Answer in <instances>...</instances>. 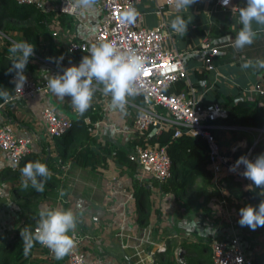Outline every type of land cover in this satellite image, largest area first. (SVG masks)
<instances>
[{
	"label": "crops",
	"instance_id": "0c3cea01",
	"mask_svg": "<svg viewBox=\"0 0 264 264\" xmlns=\"http://www.w3.org/2000/svg\"><path fill=\"white\" fill-rule=\"evenodd\" d=\"M39 1L48 21L39 37V53L30 59L34 68L25 72L43 80L62 73L64 68L78 64L83 56H87L82 52L69 53L66 45L74 39L92 37L101 20V12L94 3L82 9L79 15L71 16L56 10L59 0ZM137 7L142 13L144 26L152 27L158 23L161 15L155 11L154 0H140ZM177 14L189 23L183 36L171 29L175 45L183 53L192 81H197L195 87L203 102L220 100L226 94L256 98L264 93L249 90L253 84H259L264 90V69L241 68L243 58L253 61L264 59V26L254 22L253 28L257 31L254 43L235 51L232 39L240 27L237 23L238 7L224 10L216 8L214 0H197L190 9L177 13L172 4L164 6L163 15L169 26ZM11 35L13 38H7L19 42L20 32L12 31ZM205 42L219 46L213 57L214 70L203 68ZM200 71L204 72V78ZM46 104L69 118L71 127L80 115L74 111L69 98L61 99L51 91L11 99L1 107V118L11 122L16 134L31 138L32 150L17 165H11L0 156V243L16 237V228L27 214L45 208L71 209L77 217L74 230L85 235L81 248L86 253L88 264H156L155 254L165 248L166 241L173 246L176 257L179 252L186 251V246L196 250V246L205 240L232 234L239 236L245 252L252 258V264H264V227L253 231L238 223L239 210L249 204L258 206L261 200L256 197L230 200V209L234 207L238 212L234 215V211L228 209L230 214L227 216L234 218L233 226L228 224L226 214H221L217 206L215 210L205 212L202 196L190 192L176 197L163 192L152 184L151 179L137 175L136 169L128 171L116 160L113 152L106 153L105 164L98 161L95 166H81L68 158L62 160L56 151L55 139L47 133L46 122L41 115ZM86 112L89 114L84 120L91 124L89 131L92 134L89 144L97 153L102 152L104 143L121 148L129 146L127 142L134 136V106L126 104L124 110L115 109L110 96L104 97L95 90L91 107ZM90 113L96 117L91 119ZM228 135V130L220 133L222 138ZM245 139L250 144L252 136L246 135ZM34 161L45 163L52 173L44 187V190H50L44 194L31 185L27 189L21 186L20 168ZM133 174L135 178L146 180L151 191L148 220L138 214ZM241 183L245 189L246 183ZM20 246L18 257L10 264H66V256L57 260L48 248L36 243L28 255H24L23 243Z\"/></svg>",
	"mask_w": 264,
	"mask_h": 264
},
{
	"label": "built area",
	"instance_id": "2783aa9c",
	"mask_svg": "<svg viewBox=\"0 0 264 264\" xmlns=\"http://www.w3.org/2000/svg\"><path fill=\"white\" fill-rule=\"evenodd\" d=\"M15 1L20 4L41 6L39 0ZM139 1L95 0L101 12V20L94 34L89 39H74L66 45L69 53L82 52L88 55V50L92 45L101 41H111L120 51L144 57L143 71L137 81L140 92L135 97H129L127 101V104L136 109L132 125L134 134L136 130L143 132L151 125L153 126L147 135L146 144H135L127 153L129 159L136 164L137 175L143 179L154 178L159 182L171 176L172 162L165 145H156L153 142V138L158 136L163 129L171 127L173 136L186 133L203 137L206 140L209 167L214 178L226 172L249 186L251 181L246 180L240 174L243 172V166L235 171H230V167L241 155L253 160L256 158L257 153L254 151V146L264 138V125L215 122L216 118L227 114V108L220 100L203 102L198 95L185 65L183 53L177 50L173 32L163 15L164 6H169L171 3L169 0H154L155 11L161 17L156 25L147 27L142 24V13L137 7ZM225 3L228 4H223L222 0H214L216 8L226 10L238 7V0H229V2L225 0ZM129 8L135 9L138 13L132 21H128L124 16ZM56 10L76 16L80 14L82 8L76 6L75 0H59ZM203 47L205 50L203 68L214 70L213 57L218 53L219 46L205 42ZM25 75L27 83L23 89L15 88L12 76L10 77L13 92L8 100L3 99L0 102V111L2 105L11 99L32 96L38 92L45 94L50 91L47 87V78L37 80L26 72ZM178 79L185 80L186 88L177 93L167 92L171 83ZM249 90L260 93L264 91L259 84H253ZM96 91L104 97L110 96L103 92L102 85L98 86ZM157 106L165 108L166 111L164 113L159 111ZM41 115L46 122L47 133L53 137L63 135L71 127L69 118L60 115L50 105L43 106ZM215 128L232 130L244 135L238 137L224 151L213 133ZM88 129L91 130V126ZM246 135L252 136L250 144L246 143ZM31 150V138L16 134L11 122L0 116V156L7 159L11 165H17ZM219 204L226 205L227 203L224 199H220ZM71 235L76 243L72 251L66 255V264H88L86 253L81 248L85 235L75 230ZM211 259L214 264H252V258L245 252L237 234L212 240ZM177 260L183 262L181 256H177Z\"/></svg>",
	"mask_w": 264,
	"mask_h": 264
},
{
	"label": "trees",
	"instance_id": "16d2710c",
	"mask_svg": "<svg viewBox=\"0 0 264 264\" xmlns=\"http://www.w3.org/2000/svg\"><path fill=\"white\" fill-rule=\"evenodd\" d=\"M245 3L246 0H238V9L243 7ZM47 21V14L42 11L41 7L35 4L13 3V0L0 1V89L7 88L10 95L13 92V84L10 81L12 75H5V72L11 63L8 58V48L14 42L7 37L13 38L11 35L12 31L20 32L19 42L28 41L34 44L36 46L35 54H38L41 45L39 37ZM34 57L36 56L34 55L30 59ZM33 68L34 66L31 60H29L26 69L32 70ZM200 74L204 78V72L200 71ZM193 85L197 86V81H193ZM185 88V80L178 79L171 83L167 92L177 93ZM2 100L3 98H0V102ZM220 101L225 104L227 114L224 117L216 118L215 122L253 126L264 125V93L256 98H243L239 94H226ZM157 108L163 113L166 111L161 106H157ZM86 114L89 113L80 114L66 134L54 136L56 151H58L60 159L64 160L68 158L81 166H95L98 161L105 164L106 153L114 152L113 155L116 160L124 167H127L128 171L134 172L136 164L127 156L128 150L135 144L145 145L147 135L153 126L151 125L149 129L143 132L136 130L134 136L127 142L129 145L127 148L113 147V145L104 143L102 152L97 153L89 144L92 134L88 129L91 124L89 123L88 125L84 120ZM90 117L94 119L96 116L90 113ZM172 131L171 127L163 129L158 136L153 138V142L156 145H165L172 162L171 176L168 179L159 182L154 178H150L154 186L156 185L161 191L170 192L176 197L190 192H194L196 196H202L204 203L202 205L205 208L204 211L207 213L215 210L214 207L216 206L221 214L226 210L225 205L219 204L220 199H224L227 204L233 198L256 197L259 200L264 199V197L259 195V189L252 186L251 183L244 189L241 185L242 181L235 179L231 174L222 172L217 178L213 177L208 161V145L203 137L192 136L186 133L173 136ZM221 131L224 130L213 129V133L221 149L230 146L238 137L244 135L243 133L237 134L235 131L228 130V137L222 138L220 137ZM254 151L257 155L264 153V138L255 144ZM134 179L133 186L138 214L145 220H148L152 204L150 188L146 186V180H141L138 177H134ZM49 186L51 187V185ZM49 190L45 189L41 193L44 194V192ZM228 206L230 207V204ZM38 220L39 212L34 211L27 214L23 222L16 228V237L0 243V264H10L18 257L20 245L22 244L21 229L25 227L34 228ZM36 244L40 245L38 242ZM185 248L186 251L177 254V256L184 257L183 262L179 263L177 256L175 257L173 246L166 241L165 248L157 251L155 254L157 258L156 264H214L211 259V241L205 240L199 243L196 246V250L189 246ZM253 263L255 264V262Z\"/></svg>",
	"mask_w": 264,
	"mask_h": 264
},
{
	"label": "clouds",
	"instance_id": "9594fccd",
	"mask_svg": "<svg viewBox=\"0 0 264 264\" xmlns=\"http://www.w3.org/2000/svg\"><path fill=\"white\" fill-rule=\"evenodd\" d=\"M76 6L82 9L91 7L95 0H75ZM177 13L190 9L197 0H169ZM229 2V0H228ZM225 3V0H222ZM233 9V8H232ZM138 15L135 9L129 8L124 16L128 21ZM264 26V0H246L243 7L238 9L237 23L240 25L232 47L241 51L254 43L257 31L253 23ZM188 21L177 14L171 21V29L183 36L187 32ZM35 45L28 41L14 42L8 48L10 66L5 75H12L15 88L23 89L27 83L25 70L31 57L35 54ZM87 56H83L78 64H72L63 69L62 73L47 78V87L59 98H69L70 103L79 114L85 113L92 103L95 90L103 86V92L111 96L113 108L124 110L129 97H135L140 89L137 87L138 78L143 71L144 57L120 51L115 43L101 41L92 45ZM62 59V57L60 58ZM242 69H264V59L255 61L243 58ZM0 98L8 100L10 93L7 88L0 89ZM243 166L240 173L243 178L251 181L252 186L259 189V195L264 197V153L249 159L241 155L230 167L235 171ZM21 186L25 189L31 185L38 192H43L45 183L52 173L48 166L40 161L28 162L20 168ZM238 223L242 227L256 230L264 227V199L258 206L246 205L239 210ZM77 225V217L71 209L45 208L39 212V220L35 228L21 229L24 255H28L34 243L47 247L55 259L62 260L75 247L71 233ZM198 227V224H197Z\"/></svg>",
	"mask_w": 264,
	"mask_h": 264
},
{
	"label": "rangeland",
	"instance_id": "374dc122",
	"mask_svg": "<svg viewBox=\"0 0 264 264\" xmlns=\"http://www.w3.org/2000/svg\"><path fill=\"white\" fill-rule=\"evenodd\" d=\"M13 3H16V2L13 0ZM228 207H229L228 204H226V205H225V209H226V210L222 213L223 215L226 214V216H227V214H230V210H231V211H234V213H235V214L233 213L234 215H237V214H238V212H235V209H233L234 207H232V209H230V207H229L230 210H227ZM236 210L238 211V209H236ZM226 216H224V219L226 218ZM233 219H234V218H233L232 215L229 216V217L227 216V218H226V220L228 221V224H231V225L235 226V222H234Z\"/></svg>",
	"mask_w": 264,
	"mask_h": 264
}]
</instances>
